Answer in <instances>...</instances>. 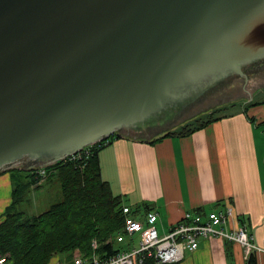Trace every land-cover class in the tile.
Here are the masks:
<instances>
[{
    "label": "water",
    "instance_id": "water-1",
    "mask_svg": "<svg viewBox=\"0 0 264 264\" xmlns=\"http://www.w3.org/2000/svg\"><path fill=\"white\" fill-rule=\"evenodd\" d=\"M263 89L264 0H0V171L114 132L151 139Z\"/></svg>",
    "mask_w": 264,
    "mask_h": 264
},
{
    "label": "crops",
    "instance_id": "crops-1",
    "mask_svg": "<svg viewBox=\"0 0 264 264\" xmlns=\"http://www.w3.org/2000/svg\"><path fill=\"white\" fill-rule=\"evenodd\" d=\"M249 114L259 118L253 122L238 111L190 134L164 135L155 142L125 136L111 139L99 152L102 177L137 213L156 211L163 231L187 211L215 210L231 203L236 217L245 219L261 242L264 106ZM13 189L11 173L0 171V222L13 200ZM73 258L54 257L50 264H73ZM247 258L240 245L212 237L203 239L195 251L186 250L176 264H246Z\"/></svg>",
    "mask_w": 264,
    "mask_h": 264
},
{
    "label": "trees",
    "instance_id": "trees-1",
    "mask_svg": "<svg viewBox=\"0 0 264 264\" xmlns=\"http://www.w3.org/2000/svg\"><path fill=\"white\" fill-rule=\"evenodd\" d=\"M244 113L250 117L247 111ZM211 116L193 128L185 127L181 131L168 132L164 135L190 134L221 118ZM250 119L255 121L251 117ZM261 126H264V121ZM116 137L120 136L112 134L107 140L87 146L89 156L84 164L81 162L83 159L69 158L46 167L48 172L46 177L49 179L54 177L59 181L64 199L39 217L25 223H20L15 213L18 204L21 205L23 202L20 195L23 191L27 192L29 187L39 184L43 176L33 170L27 176L29 180L20 184L22 182L19 179L20 174L15 169L13 182L16 181V185L14 184L13 200L4 212L5 219L0 223V255L9 253L6 264H48L55 255L76 249L84 256L92 255L94 252L103 256L118 251L109 239L123 229L127 215L124 207L129 205L124 203L122 196L116 194L110 183L103 179L99 157L100 149ZM158 139L159 137L149 141L155 142ZM144 206H147V203H143L142 207ZM132 210L133 213L138 212L134 208ZM241 221H244L242 217ZM93 241H97L96 249ZM145 264L157 263L147 260ZM246 264H258L257 254L251 253Z\"/></svg>",
    "mask_w": 264,
    "mask_h": 264
},
{
    "label": "built area",
    "instance_id": "built-area-1",
    "mask_svg": "<svg viewBox=\"0 0 264 264\" xmlns=\"http://www.w3.org/2000/svg\"><path fill=\"white\" fill-rule=\"evenodd\" d=\"M84 151L88 157L89 149L86 148L68 158L83 159L81 153ZM124 212L127 215L123 229L116 232L109 241L126 246L117 247L116 253L103 256L96 252L84 256L79 252L74 256V264H145L147 260L157 264H172L183 260L186 250L195 251L203 239L212 237L240 245L246 257L251 253L264 252V240H256L249 232L248 224L241 221L239 216L236 217L231 203L218 210L187 211L167 231L159 228V215L154 210L140 214L133 213L130 206H125ZM136 234L139 237L138 244L135 241ZM93 246L95 249L98 247L97 241H93ZM6 263L7 255H0V264Z\"/></svg>",
    "mask_w": 264,
    "mask_h": 264
},
{
    "label": "rangeland",
    "instance_id": "rangeland-1",
    "mask_svg": "<svg viewBox=\"0 0 264 264\" xmlns=\"http://www.w3.org/2000/svg\"><path fill=\"white\" fill-rule=\"evenodd\" d=\"M256 103H258V104L251 106V104H256ZM263 106H264V89L259 91L257 94H255L253 96V98L246 105L239 104V105L225 107L223 109H220L218 111H215V112L207 115L204 118L196 120L193 123H191L185 127L193 128L199 122L205 121L208 118L212 117L211 115H213L214 118H220V117L224 118L226 116L233 115L235 112H238V111H240V112L241 111H243V112L247 111L248 115L251 118L255 119V121H257V117L259 118V116L256 117L257 114H255V116L250 115L249 112L252 111L253 108L257 107L258 109H261V107H263ZM259 111L261 112V110H259ZM185 127H183V128H185ZM183 128L176 130V131H171V132H178V131H181ZM167 133L168 132L163 133V134L156 136L154 138H151V139H155L157 137H162V136H164V134H167ZM112 134H118V133L114 132ZM118 135L122 136L120 134H118ZM109 137L106 139H103V140H107V139H109ZM151 139H139V140L149 141ZM108 143H109V141H108ZM81 157L83 158V160L81 162H82V164H84L85 160L87 159L85 151L81 153ZM32 159L33 160H29L30 161L29 164L20 165V163H19L17 165H14V167L12 169L6 170V171H9L11 173V175L13 176L12 178H14V172L16 171L15 169H17L19 171V174H20L19 179H20V181H22V182H20V184H22L24 181L29 180V178H27V176L33 170H35V172H37L43 176V178L41 180H39V182H38L39 184H36L32 187H29V190L27 192L23 191L20 195V199L23 202L21 203V205H20V203L18 204L16 211H15V213L18 215L20 223H25V222L33 220V218L39 217L40 214L48 211L53 205L62 202L64 199L62 187H61V184L59 183V181L55 180L54 177L52 179H49L46 177V175H47L46 173H48L46 170V167H48L49 165L46 164V165L39 166V163H35V161H34L36 158L32 157ZM62 160L63 161L69 160V158L67 157V158L62 159ZM62 160H60V161H62ZM55 163H52V164H55ZM52 164H50V165H52ZM37 168H38V170H36ZM14 184L16 185V181H14ZM12 197H13V193H12ZM77 202H78V200H76V203ZM215 210H218V209H215ZM4 219H5V214L3 215L1 222ZM246 223L248 224L247 221H246ZM248 228H249V224H248ZM249 232H250V230H249ZM135 241H136V244H138L139 237L137 234L135 235ZM114 245L116 247H120V248H124L126 246V244H119L117 242H115ZM79 252L80 251L78 249H76V250L71 251L69 253L57 254L54 257H57V258L62 257L63 259H70L73 256H75V254H77ZM5 254L8 255V257H9V253H5ZM257 255H258L259 264H264V252H260ZM51 261H52V258L50 259L48 264H50ZM58 262L61 263L60 261H58Z\"/></svg>",
    "mask_w": 264,
    "mask_h": 264
},
{
    "label": "bare ground",
    "instance_id": "bare-ground-1",
    "mask_svg": "<svg viewBox=\"0 0 264 264\" xmlns=\"http://www.w3.org/2000/svg\"><path fill=\"white\" fill-rule=\"evenodd\" d=\"M86 147H87V146H85L84 148H86ZM84 148H83V149H84ZM69 156H70V155H68L67 157H69ZM67 157H66V158H67ZM73 264H74V263H73Z\"/></svg>",
    "mask_w": 264,
    "mask_h": 264
}]
</instances>
